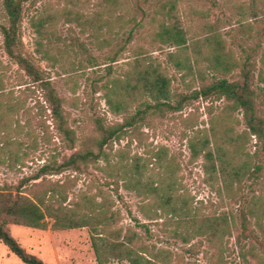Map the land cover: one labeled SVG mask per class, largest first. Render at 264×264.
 Returning <instances> with one entry per match:
<instances>
[{"label": "trees", "instance_id": "trees-1", "mask_svg": "<svg viewBox=\"0 0 264 264\" xmlns=\"http://www.w3.org/2000/svg\"><path fill=\"white\" fill-rule=\"evenodd\" d=\"M102 1L100 9L110 13L115 1ZM136 2L139 5L138 0ZM222 3L235 16L239 40L227 32L231 36L228 42L220 32L221 18L210 19L208 9L190 6L180 12L178 0L158 1L154 5L153 12L149 13L151 28L147 45L151 48L156 44H168L174 50L166 53L163 62L141 44L121 73L114 74L111 64L104 67V73L95 72L89 79L92 92H101L109 110L122 118L106 123L97 116L94 119L95 135L85 141L71 126L65 100L50 76L20 49L23 0H1L3 50L30 79L33 88H27L30 93L26 97L34 96L40 112L37 117L41 127L40 139L44 144L54 145L32 176L23 178L13 190L0 191V242L23 263L47 264L11 235L9 225L46 229L48 217L52 230L87 227L97 264L112 261L119 264H175L169 251L143 243L137 245L140 241L136 232L122 234L121 228L115 226L118 213L106 204L104 197L97 201L95 196L82 192L77 200L67 203L66 194L56 193L53 189L30 194L21 188L28 181L44 175L66 170L83 172L90 165L99 167V161L105 163L100 169L109 170L110 176L122 181L125 189L141 197L143 206H147V209L141 207L140 210L145 220L171 227L168 230L171 235L184 243L196 238L199 246L206 245L202 250L205 264H229L223 251L225 236H232L233 232L237 242L246 239L264 241V182L259 190L253 189L262 178L264 164L255 161L256 151L250 154L246 148L251 137L255 139L254 145L264 146V118L256 109L257 99L264 88V0H222ZM62 13L73 14L64 8ZM101 13L97 10L89 18V23L94 26L91 37L97 42L94 23L100 20ZM75 16L79 19L80 15L76 12ZM56 17L57 12L47 13L30 21L36 32L35 52L52 66L63 55L56 37ZM132 37V31H129L125 44ZM101 40L108 43L107 37ZM65 46L71 47L72 44ZM77 46L84 55L80 62L100 66L96 56L82 42ZM123 47L124 44L107 59L116 61ZM163 63L170 65L182 79L198 80V87L188 93L173 90L172 77ZM199 97L224 99L226 104L207 131L192 137L185 134L187 146L192 158L201 159L204 181L220 198H229L237 204L235 212H203L200 206L193 205L178 179L177 162L164 146L150 150L144 156L129 155L125 150L108 151L114 142L137 139L143 127L152 128L155 120L161 122L167 115L182 110L189 100ZM13 109L12 104L0 103L1 115L13 113ZM237 111L244 126L242 132L236 130L239 120L233 114ZM45 115L52 125L48 135L43 128L42 117ZM16 127L17 131L24 132V125ZM55 137L58 141L54 140ZM14 143L17 145L12 149ZM37 143L36 140L33 142V150L29 152L28 148H22L23 142L9 134L3 136L2 162L22 167L34 157L40 159L42 154H34ZM59 145L70 152L66 154L58 150L56 146ZM137 223L149 233L146 222ZM186 250L191 252L192 248L189 246ZM240 255L247 263L252 259L255 264H264V258L251 244L241 249Z\"/></svg>", "mask_w": 264, "mask_h": 264}, {"label": "rangeland", "instance_id": "rangeland-1", "mask_svg": "<svg viewBox=\"0 0 264 264\" xmlns=\"http://www.w3.org/2000/svg\"><path fill=\"white\" fill-rule=\"evenodd\" d=\"M110 13L102 11L99 4L102 0H23L22 20L20 23L19 40L22 53L34 64L44 69L47 76H50L58 93L64 98V107L69 112L70 124L77 136L82 140H89L94 135V119L100 116L106 123L120 121L122 115L112 113L101 98V92H92L89 79L95 72L104 73V67L111 64L114 74L121 73L128 62L134 57L136 47L144 44L147 51L160 61L166 60V53L173 51L174 47L168 44H156L148 47V33L151 28L149 13L153 12L154 5L158 1L165 0H114ZM179 11L187 10L190 6L210 10V19L217 16L221 18L220 32L225 35L227 41H231L234 35L237 40L235 16L222 3V0H178ZM105 5V4H104ZM262 2H259V6ZM71 10L73 14L64 15L62 9ZM100 11V20L94 23L97 27L99 41H93L91 32L94 26L91 25L90 16L95 11ZM57 12L55 20L56 37L62 50V57L54 66L48 60H42L35 52L36 32L30 21L47 13ZM79 19H76L75 13ZM89 20V21H87ZM3 21L2 5L0 0V23ZM137 21V22H135ZM139 23V25H135ZM132 31L133 37L129 43L125 44L126 37ZM103 37L108 38V43L103 42ZM82 42L86 48L97 58L100 66H91L90 63L81 61L84 56L77 44ZM72 44L66 47L65 44ZM124 47L117 55L114 62H110L107 56L118 49ZM233 47H237L233 45ZM167 67L168 74L172 77V89L177 92L188 93L199 85L198 80H191L190 77H180L170 65L163 63ZM25 73L9 59L2 47V35L0 33V103L14 105L13 113L7 115L0 114V148L3 136L8 134L23 142L22 148L32 151V144L38 142L35 156L42 154L40 159L34 157L25 165H8L2 162L4 156L0 149V191L15 189L19 182L32 176L44 162L45 157L54 149L53 144H44L41 130L38 125V108L35 104L34 96L26 97L30 93L33 85ZM261 85V84H260ZM257 99L256 109L260 116L264 118V88ZM226 101L224 99L202 98L189 100L182 110L169 114L161 122L155 120L152 128L143 127L138 138H126L120 142H114L108 151L117 152L125 150L129 155L137 154L144 156L150 150H155L164 146L168 154L175 158L178 165V179L186 191L187 197L193 205L200 206L203 212L210 211H236L237 204L231 199L220 198L216 192L204 181V174L201 169V159L192 158L187 146V136H194L197 133H204L212 124L217 121V116L223 111ZM48 112V111H47ZM1 113V110H0ZM239 123L236 125L237 132H242L244 126L241 122V115L235 112ZM43 128L49 134L52 130L51 120L45 115L42 117ZM7 124V125H6ZM24 125V132L17 131L16 126ZM8 129V130H7ZM19 130V129H18ZM9 132V133H7ZM30 132V134H27ZM4 133V134H3ZM55 141L58 139L55 137ZM255 139L251 137L246 145L250 154L257 152L255 161L264 164V146L254 145ZM58 144V142H57ZM17 144L14 143L12 149ZM68 154L69 150H63L61 145L56 146ZM104 162L99 161L98 166L90 165L83 172L66 170L58 174L44 175L38 179L30 180L21 188L30 194H39L43 190L53 189L57 193L66 194V202L71 203L77 200L78 196L84 192L95 196L97 201L106 198V204L118 213L116 227L121 228L122 234L125 231L136 232L140 241L139 244L154 246L170 252L171 260L175 264L194 263L205 264L203 249L206 245L199 246L196 238L184 243L178 237H173L168 231L171 227L162 226L155 221H147L141 213L143 206L141 197L134 191L123 187L122 181L117 180L114 175L110 176L109 170L100 169ZM249 182V181H248ZM247 182V183H248ZM264 182V171L260 181L253 186L259 190ZM245 188L247 193L249 190ZM48 226L46 229H37L23 225H9L11 235L30 253L38 256L47 264H97L93 249L90 243V232L87 227L52 230L50 228L51 219L46 218ZM137 222H146L149 233ZM253 245L264 258V241L246 239L237 242L235 232L232 236H225V246L223 256L229 264H255L252 259L248 263L243 260L240 250ZM189 246L191 252H187ZM0 264H25L8 248L0 242ZM110 264H119L112 261ZM126 264V263H124Z\"/></svg>", "mask_w": 264, "mask_h": 264}]
</instances>
